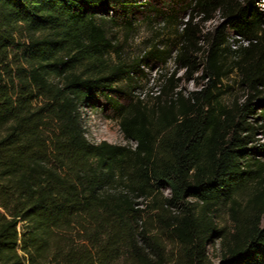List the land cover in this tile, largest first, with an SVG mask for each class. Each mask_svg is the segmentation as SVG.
Instances as JSON below:
<instances>
[{"label": "trees", "instance_id": "obj_1", "mask_svg": "<svg viewBox=\"0 0 264 264\" xmlns=\"http://www.w3.org/2000/svg\"><path fill=\"white\" fill-rule=\"evenodd\" d=\"M142 7L165 14L137 0H0V264H212L214 237L220 264H264V12L187 0L182 25L165 15L174 61L206 86L185 95L165 72L152 105L122 103L119 82L174 52L123 61L110 28L131 31ZM217 11L223 24L203 34L196 14ZM232 74L246 95L227 103ZM98 97L135 145L87 138L82 108ZM222 209L229 229L217 226Z\"/></svg>", "mask_w": 264, "mask_h": 264}, {"label": "rangeland", "instance_id": "obj_2", "mask_svg": "<svg viewBox=\"0 0 264 264\" xmlns=\"http://www.w3.org/2000/svg\"><path fill=\"white\" fill-rule=\"evenodd\" d=\"M140 4L150 2L152 6L163 11L165 14L161 16L154 11H150L146 7H142L143 13L135 15L134 27L131 31L126 29L110 28L111 32H114L116 40L120 43L122 52L121 58L128 63L133 62L138 58L145 56V52L152 49L153 46L161 49L163 46H173L174 52L172 58L168 59L164 64L156 58H145L139 64V70L142 71L132 75L133 79L128 81H121L117 86L123 91L119 98L122 103H129L134 99H149V104L152 105L155 102L156 95L160 92L161 83L157 78L159 74L167 72L168 75L175 72V79L178 83L177 90L184 91L187 95L191 91L201 90L206 86V81L201 78V72L190 74L189 69L183 67L174 61L176 56V48L178 43L177 39L172 37V29L167 22V14L175 13L176 25H182L183 22L191 18L192 9L186 7L187 0H137ZM255 5L264 12V0H251ZM235 2V1H234ZM112 14V13H111ZM166 15V16H165ZM153 16V19H152ZM195 22H197L198 29L201 32L213 35L215 30L223 24V16L221 12H210L208 16L199 12L196 14ZM202 38V35L198 36ZM230 43L232 48H236L239 44L238 41H233V38H237L233 32H230ZM22 40H24L22 38ZM238 40V39H237ZM204 43L200 41L196 46H202ZM197 57V62L201 60V53L192 51ZM115 55L112 56L114 58ZM238 77L235 74L231 75V78L225 81L226 94L224 100L227 103H232L237 99L241 101L245 98L246 91L238 83ZM132 96L131 97H129ZM82 118L86 136L91 142L99 143L103 140H107L114 144H131L135 145L134 141H128L125 139L124 134L120 127V119L114 116L113 110L106 104L105 100L98 97V99L90 106L87 104L82 108ZM258 132L256 136V145L264 143V136ZM254 144V145H255ZM264 158V156H262ZM168 194L169 191L166 190ZM140 207L145 208L146 203L143 199H140ZM216 223L218 227L226 226L227 229L231 227V222L227 212L222 209L216 212ZM167 243V249L172 253L171 257L178 254V247L173 242L172 238L165 236ZM207 249L212 264H220L222 256L221 240L218 237H214L208 242ZM115 264H133L130 263L126 257L119 259Z\"/></svg>", "mask_w": 264, "mask_h": 264}]
</instances>
